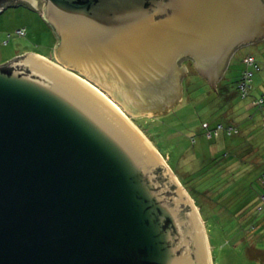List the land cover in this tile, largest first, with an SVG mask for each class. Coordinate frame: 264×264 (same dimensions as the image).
I'll return each mask as SVG.
<instances>
[{
    "label": "water",
    "instance_id": "obj_1",
    "mask_svg": "<svg viewBox=\"0 0 264 264\" xmlns=\"http://www.w3.org/2000/svg\"><path fill=\"white\" fill-rule=\"evenodd\" d=\"M19 4L42 10L60 66L133 116L180 100V62L216 91L232 55L264 38V0H0V13ZM47 60L0 65V264H211L154 147Z\"/></svg>",
    "mask_w": 264,
    "mask_h": 264
},
{
    "label": "rangeland",
    "instance_id": "obj_2",
    "mask_svg": "<svg viewBox=\"0 0 264 264\" xmlns=\"http://www.w3.org/2000/svg\"><path fill=\"white\" fill-rule=\"evenodd\" d=\"M54 40L34 11L6 7L0 13V65L29 53L57 63L49 50ZM251 56L258 71L245 63ZM180 65L186 68L181 98L165 114L133 116L121 110L198 212L211 264H264V38L232 55L216 91L190 61ZM243 71L252 72L244 98L236 86Z\"/></svg>",
    "mask_w": 264,
    "mask_h": 264
},
{
    "label": "built area",
    "instance_id": "obj_3",
    "mask_svg": "<svg viewBox=\"0 0 264 264\" xmlns=\"http://www.w3.org/2000/svg\"><path fill=\"white\" fill-rule=\"evenodd\" d=\"M17 34L20 35V36H25V30L22 29H18L17 30ZM247 62V63H246ZM246 64H249V66L254 69L255 71H258V66L257 64L255 63V60L252 58V57H249L248 60L245 61ZM251 78H252V72L250 71H243L241 73V76L239 77L238 81H237V88H238V91L240 92L241 94V97L244 98L246 96V93L248 91V88H249V82L251 81ZM262 102V101H260ZM264 124V122H263ZM263 182H264V178H263Z\"/></svg>",
    "mask_w": 264,
    "mask_h": 264
},
{
    "label": "bare ground",
    "instance_id": "obj_4",
    "mask_svg": "<svg viewBox=\"0 0 264 264\" xmlns=\"http://www.w3.org/2000/svg\"><path fill=\"white\" fill-rule=\"evenodd\" d=\"M39 57V56H38ZM43 59V58H42ZM47 60V59H46ZM48 61V60H47ZM52 64H54V65H56V66H58V67H60V68H62V69H64V70H66V71H68V72H70V73H72L73 75H75V76H77V77H79L78 75H76V74H74L73 72H71L69 69H67V68H64V67H62V66H60L58 63H52ZM80 79H82L83 81H85L86 83H88L89 85H91L94 89H96L99 93H101L107 100H109L121 113H122V115L134 126V124L128 119V117L125 115V113L121 110V105L118 103V102H116V101H114L111 97H110V95L106 92V91H104V90H102V89H99V87H98V85H93V84H91V83H89L87 80H85V79H83V78H81V77H79ZM123 108V107H122ZM135 127V126H134ZM136 128V127H135ZM137 130H138V132L141 134V132L139 131V129L138 128H136ZM142 135V134H141ZM143 136V135H142ZM144 137V136H143ZM145 138V137H144ZM145 140H146V138H145ZM147 141V140H146ZM150 144V143H149ZM150 146L152 147V145L150 144ZM153 148V147H152ZM154 149V148H153ZM155 150V149H154Z\"/></svg>",
    "mask_w": 264,
    "mask_h": 264
},
{
    "label": "flooded vegetation",
    "instance_id": "obj_5",
    "mask_svg": "<svg viewBox=\"0 0 264 264\" xmlns=\"http://www.w3.org/2000/svg\"><path fill=\"white\" fill-rule=\"evenodd\" d=\"M42 1V0H41ZM11 7H14V8H23V9H26V10H30V11H34L39 17L41 16L40 15V13H39V10H37V9H35V8H32V7H30V6H28V5H24V4H19V5H16V6H11ZM50 29V28H49ZM189 61V60H188ZM191 62V61H190ZM230 62V61H229ZM191 64H192V62H191ZM193 65V64H192ZM229 65V64H228ZM227 69H228V67H227ZM227 69H226V71H227ZM199 76V75H198ZM199 78H201L200 76H199ZM183 80V79H182ZM181 80V81H182ZM205 80V82L207 83V86H209V87H211V83L207 80V79H204ZM210 260H211V256H210Z\"/></svg>",
    "mask_w": 264,
    "mask_h": 264
},
{
    "label": "crops",
    "instance_id": "obj_6",
    "mask_svg": "<svg viewBox=\"0 0 264 264\" xmlns=\"http://www.w3.org/2000/svg\"><path fill=\"white\" fill-rule=\"evenodd\" d=\"M56 42H57V39L55 38V40L53 41V45H52L51 48L49 49L51 55H52V53H54V46H55ZM32 54H34V53H32ZM35 54H36L37 56H39V57H44V58H45V56H42V54H40V53H35ZM156 152H157V151H156ZM167 167H168V166H167Z\"/></svg>",
    "mask_w": 264,
    "mask_h": 264
},
{
    "label": "trees",
    "instance_id": "obj_7",
    "mask_svg": "<svg viewBox=\"0 0 264 264\" xmlns=\"http://www.w3.org/2000/svg\"><path fill=\"white\" fill-rule=\"evenodd\" d=\"M252 57V56H251ZM228 70V69H227ZM204 84H206L205 82H204ZM235 87V86H234ZM210 88V87H209ZM228 97H231V94L230 95H227ZM262 101H263V99H262ZM262 103V102H261ZM255 107V106H254ZM262 109V108H261ZM226 129H228V127L226 128ZM260 176V175H259ZM258 180H259V182H261V180H262V175H261V179H260V177H258Z\"/></svg>",
    "mask_w": 264,
    "mask_h": 264
}]
</instances>
